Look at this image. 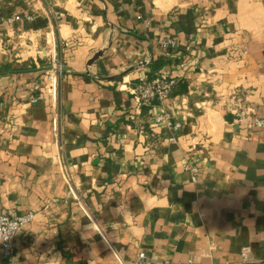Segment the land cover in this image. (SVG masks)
Listing matches in <instances>:
<instances>
[{
    "label": "crops",
    "instance_id": "obj_1",
    "mask_svg": "<svg viewBox=\"0 0 264 264\" xmlns=\"http://www.w3.org/2000/svg\"><path fill=\"white\" fill-rule=\"evenodd\" d=\"M233 94L264 119V0H0V214L34 213L0 264H264V126Z\"/></svg>",
    "mask_w": 264,
    "mask_h": 264
},
{
    "label": "built area",
    "instance_id": "obj_2",
    "mask_svg": "<svg viewBox=\"0 0 264 264\" xmlns=\"http://www.w3.org/2000/svg\"><path fill=\"white\" fill-rule=\"evenodd\" d=\"M164 45H168L170 47L176 46V40L173 39H165ZM55 68H58L56 66ZM60 69V68H59ZM178 82V79L175 77H172L168 75L167 73H162L156 76L154 79H144L138 86L135 87L134 92L139 97L141 103L144 105H152L156 103L157 100H164L166 99L169 94L173 91L176 84ZM231 99L236 100V102H242V104L234 105L232 104L233 112L236 115V121L241 122L243 119H250L252 120V124L257 125L259 127L264 126V119L257 116L256 113L252 110H250V107L245 106L243 98L240 96H236V94H233L231 96ZM238 107V108H237ZM157 122L164 123L167 122L169 125H173V122L168 119V117H165L163 114L157 115ZM192 170L194 178L198 175V168L197 167H188ZM29 217L30 220L33 219L34 213L33 212H26L23 214H0V223L3 222V220L8 219H15V218H24ZM27 223H24L22 228ZM14 238L10 241L3 242V246L5 248V253L8 257L12 258L15 255L16 247L14 244ZM244 262L249 260V254L248 252H244L243 254ZM122 264H127L125 262H122ZM131 264H160L154 261L146 251L139 252L136 260ZM164 264H171L168 261H165Z\"/></svg>",
    "mask_w": 264,
    "mask_h": 264
},
{
    "label": "clouds",
    "instance_id": "obj_3",
    "mask_svg": "<svg viewBox=\"0 0 264 264\" xmlns=\"http://www.w3.org/2000/svg\"><path fill=\"white\" fill-rule=\"evenodd\" d=\"M29 222H31L29 217L3 220V222L0 223V243L10 241L15 235L21 232L23 224Z\"/></svg>",
    "mask_w": 264,
    "mask_h": 264
},
{
    "label": "rangeland",
    "instance_id": "obj_4",
    "mask_svg": "<svg viewBox=\"0 0 264 264\" xmlns=\"http://www.w3.org/2000/svg\"><path fill=\"white\" fill-rule=\"evenodd\" d=\"M53 66H54V64H53ZM56 66H60V65H59V64H55V67H56Z\"/></svg>",
    "mask_w": 264,
    "mask_h": 264
}]
</instances>
